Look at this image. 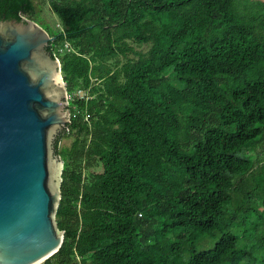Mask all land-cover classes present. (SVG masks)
<instances>
[{
  "label": "trees",
  "instance_id": "1",
  "mask_svg": "<svg viewBox=\"0 0 264 264\" xmlns=\"http://www.w3.org/2000/svg\"><path fill=\"white\" fill-rule=\"evenodd\" d=\"M48 3L71 118L42 264H264V0Z\"/></svg>",
  "mask_w": 264,
  "mask_h": 264
},
{
  "label": "water",
  "instance_id": "2",
  "mask_svg": "<svg viewBox=\"0 0 264 264\" xmlns=\"http://www.w3.org/2000/svg\"><path fill=\"white\" fill-rule=\"evenodd\" d=\"M55 39L26 17L0 20V264H42L63 242L54 143L71 113Z\"/></svg>",
  "mask_w": 264,
  "mask_h": 264
},
{
  "label": "rangeland",
  "instance_id": "3",
  "mask_svg": "<svg viewBox=\"0 0 264 264\" xmlns=\"http://www.w3.org/2000/svg\"><path fill=\"white\" fill-rule=\"evenodd\" d=\"M35 6V12L39 15L40 19L44 23L42 28L49 32L51 30H59L61 27L60 21L57 16L51 12L48 0H33ZM71 143V139H63L60 141L59 147L69 146ZM264 213L263 211H261Z\"/></svg>",
  "mask_w": 264,
  "mask_h": 264
},
{
  "label": "built area",
  "instance_id": "4",
  "mask_svg": "<svg viewBox=\"0 0 264 264\" xmlns=\"http://www.w3.org/2000/svg\"><path fill=\"white\" fill-rule=\"evenodd\" d=\"M70 97L67 96V101H69ZM85 120H88V116L85 118Z\"/></svg>",
  "mask_w": 264,
  "mask_h": 264
}]
</instances>
